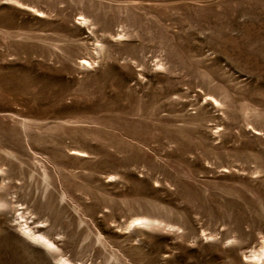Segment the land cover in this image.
<instances>
[{
    "label": "rangeland",
    "instance_id": "obj_1",
    "mask_svg": "<svg viewBox=\"0 0 264 264\" xmlns=\"http://www.w3.org/2000/svg\"><path fill=\"white\" fill-rule=\"evenodd\" d=\"M263 254L264 0H0V264Z\"/></svg>",
    "mask_w": 264,
    "mask_h": 264
},
{
    "label": "bare ground",
    "instance_id": "obj_2",
    "mask_svg": "<svg viewBox=\"0 0 264 264\" xmlns=\"http://www.w3.org/2000/svg\"><path fill=\"white\" fill-rule=\"evenodd\" d=\"M27 230V229H26ZM25 234L29 235L31 238H33L35 241L40 242L41 244H43L45 247H47L50 250H55L56 246L53 243V241L51 239H48L45 236L42 235H36L34 234L30 229H28ZM264 255V254H263ZM264 261V260H263ZM62 263L63 264H72L70 261H68L66 258L62 259Z\"/></svg>",
    "mask_w": 264,
    "mask_h": 264
}]
</instances>
